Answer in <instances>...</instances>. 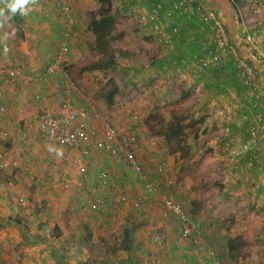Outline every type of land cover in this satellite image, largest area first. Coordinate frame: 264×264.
<instances>
[{
	"label": "crops",
	"instance_id": "1",
	"mask_svg": "<svg viewBox=\"0 0 264 264\" xmlns=\"http://www.w3.org/2000/svg\"><path fill=\"white\" fill-rule=\"evenodd\" d=\"M65 1L69 5V13L74 21L73 28L68 37L69 52L67 60L71 69L75 68L74 73H69L73 79L69 78L75 84L78 81L77 71L81 72L80 75H85L87 74V70L77 68L78 62L76 61L80 56L74 57L72 53L82 52L87 54L90 49H94V37L86 28L88 20V15L86 18V14L89 11L92 12L96 2L90 4L89 0ZM254 1H234L236 9L233 8L228 0L198 1L201 8L213 11L216 18L224 24L222 25L229 51L228 53L219 54L214 57L211 56L213 47L202 48L199 38H197L198 42H200L198 47L195 43L197 41V39L193 38L195 33L196 35L200 34L201 37L208 33V27L201 25L202 23L195 16L188 22H185L179 16H173L170 12L168 0H118L119 7L117 11L119 14L127 15L130 10L137 12L138 16H136V19L139 22L140 31L144 35H141L143 38L153 39L147 17L143 19V16L151 9L157 10L160 16H162L166 32H171V28H176L172 35V45L174 48L177 45L175 48V59L180 54L187 55L189 58L191 57L188 61L189 66L198 69L194 70V77L205 74L208 69L213 67H222L228 61L234 65L237 79L239 72L238 61L247 63L254 70L256 88L246 87L237 94L235 89L231 87L232 80H230L229 75L225 74L227 73L225 72L224 76L218 78L219 85L222 83L221 87H224V89L214 92L211 96L209 94L212 98H206L201 103V106L205 107L206 110L201 111L200 114L213 115L216 113L219 116L215 119H209L212 123L220 125L218 126V130L221 135L218 136L217 145L221 149L226 150L228 156L231 151L235 150L229 159L232 161L230 175H233L236 171L234 166L237 159L250 146L251 141L248 140L249 136L246 134L244 125L247 120H255V113L259 106L252 105L253 103H260V100L262 101L260 93H264V54L258 51L255 54L248 52V48L254 46L243 40L242 35L245 34V29L240 25L242 17L246 19V17L248 18L252 15V12H255L253 7L256 4ZM260 2L264 8V0L257 1V3ZM0 8L5 9V15L0 17V20H10V23L3 24L2 21L4 20L0 23V44H4L7 47L11 64L21 66L24 72L28 74L34 76L40 75L44 67L51 62L58 44L65 39L63 32L66 26L63 14L59 12L52 0H37L36 4L28 6L30 10L24 15L19 11L15 14L12 13L13 18L17 17L15 21L10 16L11 12L6 9V3L3 0H0ZM262 25H264V20L262 21ZM255 30L264 35L263 27H256ZM254 37L256 36L254 35ZM173 54L167 59L173 60ZM1 58L0 54V62ZM75 64L76 66H74ZM161 66H158V68ZM226 76L229 77L228 80L230 81L225 79ZM62 77L61 72L55 71L44 82L40 83H27L23 81H15L13 83L0 82V133L3 131L6 133L4 137L0 135V153H2L4 161L8 164L4 168H0V264H11L12 257L20 259L22 264H92L90 263L92 257L99 260V264H106L104 262L106 256L103 253L98 254L99 251H95L93 254L92 245L90 248H81L79 245L80 242H85L88 239L89 242L105 241V238L102 236L109 233V231L105 230L106 227L107 229L109 228L108 220L102 218L105 216L88 207V204L103 197V194L107 192L104 186H99L96 183L98 173H105L106 170L98 169L95 172L91 169V172H89L88 168L82 167V163L85 161H83V158H77L79 156L77 152L68 151L61 146L42 141L35 128L34 118L40 113H46L51 117L57 116L61 100L59 82ZM79 81L83 82L84 79H80ZM202 81V78L195 79L193 87L202 89ZM227 83L230 85L228 86ZM81 85L84 91L92 94L91 87L93 84L86 85V83H83ZM82 87H79L81 93L74 95L73 104L88 111L95 107L97 112L92 100L82 97L84 96ZM33 94H38V101L33 100ZM83 123L85 125L89 123V126L92 128L100 125V122L93 121L92 119H88V121L83 120ZM260 134H263L262 131H260ZM260 138H263V135H260ZM134 139L139 143L137 138ZM44 149L47 151V154L43 152ZM98 151L92 149L86 162L95 165V161L102 158L101 155L99 156ZM239 152L241 153L240 155L238 154ZM103 157H107V155ZM44 158H47V161L52 160L56 163V168L51 176L52 178H48V181L44 185H40L41 187H36L40 190V192H37V198L40 199V202L37 204L29 203L27 202V197H29L30 192L26 186V168L33 173V163L38 162V164H42V159ZM103 163L104 160L102 161ZM11 164H14L13 168L10 166ZM97 165L100 166V163ZM68 167L73 171V174L66 176L62 172L59 175L60 171ZM260 174H264V170L258 176ZM33 175L40 176L41 172L39 171V175L36 173ZM61 175L65 180L70 182V185L66 188L62 187L63 181L61 180ZM122 177H125L128 184H131L128 187L130 195L126 198L127 202L119 204V207L115 206L110 202V199H113V194L110 191H108L109 195L107 198L109 204L107 210L119 216L121 221L128 215L125 212L128 210V203H138L137 199L133 198L135 186H132L134 183H132V173L128 174V176L123 175ZM262 178L261 181L263 183L260 185L264 186V176ZM58 179L62 183L58 182ZM78 180H82L81 187H79L80 192L77 190V187L73 186V182ZM233 183L238 184L240 182H237L235 179ZM35 189H31V193L35 192ZM250 189L253 188L250 187ZM7 190L12 192H8ZM77 191L79 192L78 195ZM251 192H255V190L253 189ZM143 194V198L148 196L145 191H143ZM253 195L255 196L256 194L254 193ZM16 196L25 197L21 203L22 209L18 211L12 208V211H9V209L3 207L6 202L12 201L11 203L13 204ZM72 205H81L85 214L78 217V221L82 225L80 234L76 236L73 242L66 244L63 240L66 231L61 224H63L62 218L63 220L65 219ZM67 209L68 212L66 211ZM16 212H18V217H21L24 221L25 233L20 232L15 226L7 223V215L11 213L15 214ZM144 217L148 218L149 215H145ZM21 219L20 221L22 222ZM155 227L156 225L153 227L148 222L138 229H134V232L131 231L135 235L132 236L133 234L130 233V237L132 238L129 246L130 250L128 252L122 250L118 244L113 250V256L115 257L113 264H142L146 258L156 260L157 264H185L184 246L186 247V243L182 244L176 229L173 231L175 234L174 238H168L167 241L165 237V241L160 246L161 249H158L153 241V235L158 234ZM123 229H125L124 226L121 230ZM55 231L58 233V237H55ZM84 236L86 237L83 239ZM172 240H176L177 243L173 245ZM71 246L75 247L78 251L74 250L68 253L65 251V254L64 252L62 253V248L65 247L69 250L72 248ZM197 255L192 258L191 264H194V260L198 258Z\"/></svg>",
	"mask_w": 264,
	"mask_h": 264
},
{
	"label": "rangeland",
	"instance_id": "2",
	"mask_svg": "<svg viewBox=\"0 0 264 264\" xmlns=\"http://www.w3.org/2000/svg\"><path fill=\"white\" fill-rule=\"evenodd\" d=\"M89 1L90 4L96 2L92 11L100 4L98 0ZM257 1H254L256 4L253 7L255 12H252V15L246 19L242 17L240 24L249 32L254 31L256 27L264 28L262 25L264 8L261 6V2L257 3ZM108 2L110 12L115 18V31L122 33L120 39L111 42V47L124 52L125 56L118 57L115 65L105 71L95 70L96 72L93 73L94 70H87L85 75H80L81 72L77 71L78 81L75 84L78 93H81L79 88L82 87L81 84H93L91 87L92 94L84 91L82 87L84 95L82 97L92 100L102 119L107 120L108 118L112 121L113 125L118 128L120 138L126 137L130 140L135 154L142 162L140 165L146 176L149 178L156 176L155 160L162 158L165 161L160 178L161 188L170 192L185 211L189 214H195L202 220L204 223L202 238L204 241L206 240V246L212 247L215 252L220 254L222 264H264V196L256 197L253 195L254 192H251L253 189H250V184L247 185L250 177L247 175L245 178L244 172L241 170L236 168L234 174L230 175L232 161L229 159L235 150L231 151L228 156L227 151L217 145L218 136L221 135L218 130L220 125L212 123L209 119H215L219 116L216 113L213 115L200 114L201 111L206 110L205 107L201 106V103L206 100L207 93L201 88L193 87L194 70L198 69L189 66L188 61L191 57L180 54L175 60H172L173 63L165 66L164 62L167 58L173 53V57H175L177 45L175 48L172 44L170 47L161 46L151 38H143L139 22L136 19L137 12L130 10L127 15L119 14L117 11L118 0H108ZM89 12H87L86 18ZM10 16L14 21L17 18H13L12 13ZM2 20L0 23L1 21L3 24L10 23L8 19ZM253 33L259 39V44L248 48V52L250 54L258 52L264 54V35L256 30ZM78 55L80 57L76 61L78 62L77 68H81V70L84 66L99 59L94 49H90L87 54L72 53L74 57ZM255 58L258 60L257 57ZM160 65L163 68H158ZM74 70L75 68L71 69V66H68L69 77V73H74ZM108 78L117 87L111 104H107L103 100L105 91L110 88L106 83ZM80 79H84V81H79ZM177 114L185 118L182 121L184 124L190 118L200 117L202 119L192 127L185 126L179 138L164 141L162 131L166 128L169 120L173 122L172 116ZM132 117H136V119ZM133 126H136L135 133H130L129 128ZM93 129L99 132L100 125L93 127ZM134 138H137L139 143ZM96 150H99V156H102L98 159L99 162L95 161V165L89 164L86 162L88 159L83 158L85 162L82 163V167L88 168L89 172L91 169L95 172L98 169L114 171L118 180H121L122 178L118 174L123 173V171L120 172L121 169L111 161V157L106 154L104 149ZM43 152L47 154L45 149ZM105 155L107 157H103ZM77 158L82 159L79 156ZM46 160L47 158H44L42 162ZM103 160L104 163L102 164ZM48 161L53 174L56 163L52 160ZM98 163L100 166L97 165ZM33 164L34 173L39 175L37 169L40 164L38 162ZM62 172L66 176L73 174L69 167L60 171L59 175ZM263 176L264 174L258 176L260 183H263L261 181ZM235 179L240 183H233ZM57 181L61 182L60 179ZM33 187L35 189L41 186L34 184ZM34 191V194L30 192L28 195L30 199L28 198L27 202L37 204L40 202V199L37 198V192L40 190L36 188ZM79 192L77 191V195ZM142 200L143 206L147 207L150 212L151 207L155 206L154 202H157V197L156 194H150ZM142 204L140 205L142 206ZM77 206L72 205L69 212L68 209L66 210L68 214L64 220L61 217L63 221L61 226L66 231L63 237L66 244L73 242L82 228L78 217L85 213L81 205ZM105 214V217L102 218L107 219L109 224V228L106 227L105 229L109 233L102 236L105 241L89 242L88 239L85 242H80L79 245L81 248H90L92 245V253L95 251H99L98 254L103 253L106 256L104 262L112 264V261H115L113 250L120 244L122 227L124 226L125 229L134 232L138 218L136 214L132 213L121 221L115 213L108 211ZM155 222L153 226L156 225L155 229L163 233L167 241L168 238H174L173 231L177 225L175 220L160 222L155 218ZM230 238H234L233 243L236 245L234 251L228 250L227 247V240ZM63 250L67 253L74 250L78 251L75 247L69 250L64 247ZM197 256L194 264H206L201 254ZM90 263L99 264V260L92 257ZM11 264L22 263L20 259L12 257Z\"/></svg>",
	"mask_w": 264,
	"mask_h": 264
},
{
	"label": "built area",
	"instance_id": "3",
	"mask_svg": "<svg viewBox=\"0 0 264 264\" xmlns=\"http://www.w3.org/2000/svg\"><path fill=\"white\" fill-rule=\"evenodd\" d=\"M52 1L59 12L63 14L66 28L63 32L65 39L58 44L51 62L44 67L40 75L34 76L28 74L24 72L21 66L11 64L7 47L4 44H0V54L2 56L0 62V82L13 83L15 81H23L27 83H40L44 82L55 71L61 72L63 76L59 82L61 100L57 116L51 117L46 113H40L34 118L35 128L40 138L47 143L61 146L68 151L77 152L79 157L82 158H88L92 149H104L106 154L114 158L115 161L126 164L131 171L136 173L138 177L143 180V190L146 193L156 194L158 203L163 208V214H166L165 217L171 218L172 221L175 220L177 222L175 226L176 232L182 244L184 245V242L186 243V247L184 246L185 264H191L192 258L197 254L203 256L202 258L205 260L206 264H222L218 253L215 252L212 247L206 246L202 238L204 230V223L202 220L195 216V214L191 215L189 212L185 211L170 192H158V184L160 183V178L164 170V163L158 162L155 170L156 176L147 179L141 166L132 158V154L127 147V141L125 139H119L118 128L113 125L112 121L108 118L107 120L102 119L99 113L96 112L95 107L88 111L73 104L72 100L74 95L78 93V90L74 81L68 76L67 69L69 62L67 58L69 52L68 37L73 28L74 21L70 16L69 5L65 0ZM198 1L199 0H168L170 12L175 17H181L185 22H188L195 16L202 23H200L201 25L208 27L206 38L201 40L200 46L202 48L208 46L213 47L211 56L215 57L219 54L228 53L229 47L226 43V37L220 20L216 18L213 11L201 8ZM145 17H147V21L149 22V28L152 32L154 42L161 46H170L173 39L172 35L176 28H171V32H166L162 16H160L155 9L149 10L147 14L143 16V19ZM243 40L252 46H255L259 42L257 37L248 34L243 36ZM237 66L239 69L238 80L251 88L255 87V74L252 67L243 61H238ZM32 98L34 101L39 100L38 94H33ZM261 106L264 108L263 105ZM255 117L259 120L263 119L264 111H262V115L257 113ZM88 119L100 122L99 132L83 123V120L88 121ZM262 128H264V124ZM248 129L251 131V136H253V131H255L253 130V126L250 125ZM0 135L4 137L6 133L3 131ZM7 165L8 164L4 161V156L0 153V168H4ZM37 170L41 172L40 176H34V172L32 173L30 170H27L29 171L27 177L38 185H44L46 180L52 176L49 161L46 160L42 162ZM105 177L106 175L104 172L98 173L97 178L100 185H103ZM61 180L63 181V188L70 185V182L65 180L64 177H62ZM81 182L82 180L73 182V186L77 187L78 191L80 189L79 187H81ZM118 195L121 194L118 192ZM123 198L124 196L121 197V199ZM106 201L107 198L100 197L88 204V207L92 210L104 211ZM134 205L137 204L134 203ZM156 232L158 234L153 235V241L155 246L161 249L160 246H162L163 241H165V237L164 234L158 231ZM172 243L175 245L177 242L176 240H172ZM142 264L157 263L156 260L152 258H146Z\"/></svg>",
	"mask_w": 264,
	"mask_h": 264
},
{
	"label": "trees",
	"instance_id": "4",
	"mask_svg": "<svg viewBox=\"0 0 264 264\" xmlns=\"http://www.w3.org/2000/svg\"><path fill=\"white\" fill-rule=\"evenodd\" d=\"M228 1L233 6V8L236 9L234 1H237V0H228ZM98 2L100 3L99 6L94 11L88 13V20L86 23V28L94 37V40H93L94 50L98 54L99 59L96 60L95 62H92L84 66L83 69L105 71L107 69H111L115 65L116 59L118 57L125 56V55L123 54L124 52L111 47V42L114 40L120 39L122 37V33L115 31V28H114L115 18L110 12L108 0H98ZM244 31H245V34H248L250 36L255 35L252 31L251 33L247 30H244ZM244 35H242V38ZM193 38L195 40L199 38L200 39L199 41H201L202 39L206 38V34H204L203 37H201L200 34L196 35L195 33V35H193ZM195 43L197 44V47H198L200 42H198V39H197ZM172 58H174L173 60H175V57H172ZM173 62L174 61L172 60L166 59L164 64L165 66H169ZM161 68L163 67L161 66ZM224 73L229 75L230 80H232L231 87L235 89L237 94L241 92L242 90H244V88L246 87L251 88L247 85L239 83L240 81L237 79L235 75V67L232 63L228 61L227 64L223 65L222 67H213L211 69H208L205 74L195 77L196 80L198 78L203 79L202 81L203 83L201 84V87H202V90L208 94L206 98L211 99L212 98L210 97L211 94H214V92H218L224 89V87H221L222 83L219 85V79H218L220 76H224ZM229 77L226 76L225 79H227V81H230L228 80ZM106 83L110 86V88H108L105 91L103 100L105 101V103L111 104L112 97L116 93L117 87L115 86V84L112 82L110 78L106 80ZM227 85L229 86L230 84L227 83ZM260 95L262 96V101L260 100V103L264 106V93L261 92ZM260 103H257V104L253 103L252 105V106H259L257 112L255 113V116L257 113H260V115H262V111H264V108L261 106ZM200 116L202 117V115ZM134 119H136V117ZM171 119L173 120V122L169 120L167 122L166 128L162 131L164 141H170L171 138L172 139L179 138L185 126L192 127L196 125L197 123H199L202 118L201 119L200 117L190 118L185 124L182 122L185 118L180 114L172 116ZM263 124H264V118L260 120L255 118L254 121L247 120L245 122L244 128H245V131L247 132L246 133L247 136H249L248 140L251 142H250L249 148L246 151H244L242 154L240 152L238 153L239 155L241 154L240 155L241 158L239 157L237 159V161L235 162V166H234V169L237 168L238 170H241L242 172H244L243 174L245 178L247 177V175L250 177L248 178L247 185L250 184V186L255 190L254 193L256 194L255 195L256 197H259L260 195H264V190L262 191L264 186L260 185L261 183L258 177V174L263 172L264 170V128H262ZM250 125H252L253 130H255L253 131V136H251V133H250L251 131L248 129ZM129 129H130V133H135L136 126H133ZM260 131H262L263 134H260ZM260 135L261 136L263 135V138H260ZM119 139H125L127 141V147L132 154V158L134 159L135 162H137L140 165L142 162L141 160L138 159L137 155L135 154L130 140L126 137H121V138L119 137ZM111 161L118 165V168L121 169L120 172L123 171V173L118 174V176L120 175L119 177H121L122 179L118 180L117 175H115L114 171H106L104 173L106 177L104 178L103 185H100L99 181L97 182L98 179H96V183H98L97 185L104 186L105 190L107 191L103 194V197L108 198V195H109L108 191H110V193L113 194L112 196L113 199H110L111 203H113L117 207H119V204L121 205L123 203H126L127 202L126 198H128V196L130 195L129 194L130 190L128 187H130L131 184H128L127 179L122 176L123 175L128 176V174L132 173V178H133L132 183L134 182L135 184V185L134 184L132 185V186H135V190H134L135 194L133 198L137 199L138 203H136L137 205H134V203H128V210H126L125 212H127L129 215L132 213L136 214L138 218V222L135 225L136 228L138 229L140 226L145 225L148 222H150V224L153 226L156 223L155 218H157V220L160 222H172L171 218L165 217L166 214H163V208L160 206L158 202H154L155 206L151 207L152 210H150L151 212L150 213L148 208L143 206L142 204L143 202L142 199H144L142 196L143 194L142 192L144 191L143 190V180L138 178V175L134 173L133 171H131L126 164L117 162L112 157H111ZM158 162H163L165 164V161L162 158L155 160L154 170H156ZM10 166L13 168L14 164ZM28 172L29 171L26 170V177L29 175ZM146 178L149 179V176H146ZM34 184L36 185L37 183H34L33 181L29 180L27 177L26 186L28 187L29 192H31V189H34L33 187ZM164 191L165 190L161 188L160 183H159L158 192L163 193ZM118 192L121 195H118ZM147 194L150 195V194H155V193H147ZM123 196L124 198L121 199V197ZM24 198L25 197H22V196H16V199L13 204L11 203L12 201L9 200L10 202L9 203L6 202L5 206L3 207L6 209H9V211H12V208L19 211L20 209H22L21 203L24 201ZM28 198L29 197H27V200ZM105 204H106V207L104 211H100V210H95V211L98 212L100 215L104 216V214L109 211L107 210V207L109 205L108 202L106 201ZM140 204H142V206ZM145 215H149V217L145 218L144 217ZM155 215H157V217H155ZM6 218H7V223L9 225L15 226L18 230H20V232L25 233V224H24V221L21 219V217H18V212H16L15 214H12V213L8 214ZM20 219L22 220V222L20 221ZM175 229L176 228H174V230ZM130 233H131L130 230L123 229L122 234H121V241H120V244L118 245L120 246L122 250H125L127 252L130 250L129 246L132 240V238L130 237ZM56 236L58 237L59 235L55 231V237ZM233 240L234 238H230L227 240V247H228V250L230 251L236 250V245H234ZM63 252L65 254V251L62 248V253ZM113 263L114 261H112V264Z\"/></svg>",
	"mask_w": 264,
	"mask_h": 264
},
{
	"label": "clouds",
	"instance_id": "5",
	"mask_svg": "<svg viewBox=\"0 0 264 264\" xmlns=\"http://www.w3.org/2000/svg\"><path fill=\"white\" fill-rule=\"evenodd\" d=\"M3 2L6 3V9L8 11H10L11 13L15 14L16 12L19 11L22 15H24V14L27 13V11L30 10L28 8V6L30 4H36L37 0H10V2H9V0H3ZM4 15H5V9L4 8H0V17H2ZM157 202H158V200H157ZM191 215H193V214H191ZM218 255H219V258H220V254L219 253H218Z\"/></svg>",
	"mask_w": 264,
	"mask_h": 264
}]
</instances>
